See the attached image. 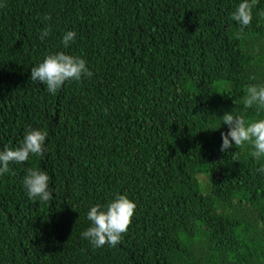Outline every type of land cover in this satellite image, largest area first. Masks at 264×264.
Instances as JSON below:
<instances>
[{
	"label": "trees",
	"instance_id": "trees-1",
	"mask_svg": "<svg viewBox=\"0 0 264 264\" xmlns=\"http://www.w3.org/2000/svg\"><path fill=\"white\" fill-rule=\"evenodd\" d=\"M240 2L0 0V151L47 133L42 158L0 175V264H264V157L220 151L224 114L264 119L243 105L264 85V0L242 32ZM57 52L93 75L53 95L30 74ZM29 168L50 202L28 198ZM117 195L132 223L95 248L87 213Z\"/></svg>",
	"mask_w": 264,
	"mask_h": 264
},
{
	"label": "clouds",
	"instance_id": "clouds-1",
	"mask_svg": "<svg viewBox=\"0 0 264 264\" xmlns=\"http://www.w3.org/2000/svg\"><path fill=\"white\" fill-rule=\"evenodd\" d=\"M258 0H242L231 15V19L240 25L242 32L252 21V9ZM264 16V13H261ZM50 19V17H45ZM51 32L45 28L40 34L44 40ZM76 37L75 31H68L62 38V45L67 48ZM93 73L88 69L86 61L64 52L50 54L43 59L38 66L31 69L30 79L46 85L49 93L55 95L68 81H81L82 78H91ZM245 109L256 106L264 109V85H249L243 99ZM222 123L228 127L227 133H221V152H228L233 146L243 147L250 145V155L259 160L264 157V119L255 121L246 120L244 116L226 113L222 117ZM47 133L41 130H28L23 137L21 145L16 149L0 151V175L9 172L11 163H25L30 156H40L45 152V141ZM264 172V167L258 169ZM49 176L33 168L27 169L24 177V187L29 199H38L48 203L53 197L49 190ZM136 204L126 195H117L106 208L100 204L92 206L87 219L91 226L81 233L82 238L88 240L95 248L105 245L116 247L123 235L127 233L132 223Z\"/></svg>",
	"mask_w": 264,
	"mask_h": 264
}]
</instances>
